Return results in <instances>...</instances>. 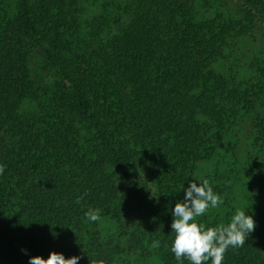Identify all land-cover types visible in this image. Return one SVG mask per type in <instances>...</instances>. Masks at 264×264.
I'll list each match as a JSON object with an SVG mask.
<instances>
[{
	"label": "trees",
	"instance_id": "1",
	"mask_svg": "<svg viewBox=\"0 0 264 264\" xmlns=\"http://www.w3.org/2000/svg\"><path fill=\"white\" fill-rule=\"evenodd\" d=\"M250 37L264 0H0V264H180L172 213L201 178L224 203L197 223L256 222L222 264H264V60L242 73L230 51Z\"/></svg>",
	"mask_w": 264,
	"mask_h": 264
},
{
	"label": "clouds",
	"instance_id": "2",
	"mask_svg": "<svg viewBox=\"0 0 264 264\" xmlns=\"http://www.w3.org/2000/svg\"><path fill=\"white\" fill-rule=\"evenodd\" d=\"M5 165L0 164V176L5 172ZM183 202H178L173 210L174 220L171 225L175 239L171 247L180 264L187 259L190 264H222L229 249L245 246L256 222L245 211L237 209L230 222L215 227L197 223L196 218L205 215L224 203L223 197L214 192L208 179L201 178L199 186L192 182L186 190ZM84 195H87L85 193ZM83 196L75 201L80 203ZM90 221L101 219L99 209H89L85 213ZM159 241H153L152 247L158 248ZM26 251V250H22ZM82 257L65 258L64 254L52 252L47 260L41 256L32 257L29 264H79ZM91 264H105L103 260L91 261Z\"/></svg>",
	"mask_w": 264,
	"mask_h": 264
},
{
	"label": "rangeland",
	"instance_id": "3",
	"mask_svg": "<svg viewBox=\"0 0 264 264\" xmlns=\"http://www.w3.org/2000/svg\"><path fill=\"white\" fill-rule=\"evenodd\" d=\"M263 49L264 44L260 39L250 37L239 42H233V46L230 51H232V55L237 57L240 56L242 61L241 65L243 67L241 72L251 73L254 67L264 60ZM33 111L36 110L34 109ZM245 130L246 129L244 128L242 134H240L242 143L240 144L239 148L236 149L234 155L231 156V169L233 171L232 175H235L239 179L238 183L236 184V191L239 198L240 196H244L246 185L248 182H250V176L258 170V157L256 152L249 144L247 138H244L243 136ZM238 189L240 191V196ZM111 231H115L113 227ZM132 256L134 259L139 260L141 264H157L153 259L141 257L142 255L139 252L134 253Z\"/></svg>",
	"mask_w": 264,
	"mask_h": 264
}]
</instances>
